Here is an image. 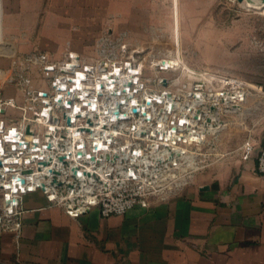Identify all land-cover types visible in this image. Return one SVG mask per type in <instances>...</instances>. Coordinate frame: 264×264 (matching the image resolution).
I'll return each instance as SVG.
<instances>
[{"label":"built area","instance_id":"1","mask_svg":"<svg viewBox=\"0 0 264 264\" xmlns=\"http://www.w3.org/2000/svg\"><path fill=\"white\" fill-rule=\"evenodd\" d=\"M96 44L89 59L33 49L0 66V233L19 235L33 191L72 217L166 200L204 166L224 115L247 99L248 83L226 74L163 82L157 71L178 61L142 53L124 33L104 32ZM253 148L243 141L241 158ZM254 168L264 175V146Z\"/></svg>","mask_w":264,"mask_h":264},{"label":"crops","instance_id":"2","mask_svg":"<svg viewBox=\"0 0 264 264\" xmlns=\"http://www.w3.org/2000/svg\"><path fill=\"white\" fill-rule=\"evenodd\" d=\"M3 1L1 32L16 42L11 54L38 45L79 49L103 26L126 24L143 3ZM252 142L251 154L225 173H199L166 200L123 214L101 216L93 207L72 217L41 192H29L19 235L0 233V264H264V175L254 168L264 134Z\"/></svg>","mask_w":264,"mask_h":264},{"label":"rangeland","instance_id":"3","mask_svg":"<svg viewBox=\"0 0 264 264\" xmlns=\"http://www.w3.org/2000/svg\"><path fill=\"white\" fill-rule=\"evenodd\" d=\"M259 1L262 4L255 7L243 0H143L141 8L127 15L126 24L103 26L95 39L75 50L89 59L98 53L96 42L104 32L124 33L131 47L143 49L142 53L170 55L178 61L174 70L157 71L163 82L165 78L194 79L199 76L197 72H216L247 82L249 93L243 108L224 115L226 124L203 149L204 166L191 177L211 169L225 173L231 162L241 158V143L264 134V0ZM2 38L11 50H0V66L8 68L13 55L22 53L11 54L16 42L3 35ZM33 49L60 57L66 49L74 48L67 47L62 53L39 45L30 50ZM152 71L145 72L153 74Z\"/></svg>","mask_w":264,"mask_h":264},{"label":"bare ground","instance_id":"4","mask_svg":"<svg viewBox=\"0 0 264 264\" xmlns=\"http://www.w3.org/2000/svg\"><path fill=\"white\" fill-rule=\"evenodd\" d=\"M244 1V3H246V4H248V5H250V6H255V7H257V6H260V3H261V1H259V0H243ZM262 4V3H261ZM263 4H264V2H263ZM176 12V11H175ZM0 36H1V38H2V32H1V11H0ZM3 39V38H2ZM0 40V50H2V51H4V48H7V45L5 44V42H4V40ZM7 43V42H6ZM5 44V45H4ZM7 50H11V47L9 46L8 48H7Z\"/></svg>","mask_w":264,"mask_h":264}]
</instances>
